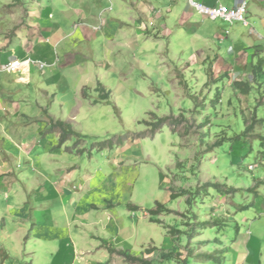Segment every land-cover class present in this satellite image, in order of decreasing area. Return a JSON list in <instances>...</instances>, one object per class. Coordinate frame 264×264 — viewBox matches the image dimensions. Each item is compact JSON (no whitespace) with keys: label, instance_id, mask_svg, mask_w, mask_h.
I'll use <instances>...</instances> for the list:
<instances>
[{"label":"rangeland","instance_id":"rangeland-1","mask_svg":"<svg viewBox=\"0 0 264 264\" xmlns=\"http://www.w3.org/2000/svg\"><path fill=\"white\" fill-rule=\"evenodd\" d=\"M109 1L112 6L107 0L100 5L102 11L112 9L109 20L117 9L124 18L126 5ZM32 3L0 0V65L30 59L36 38L45 42L46 37L28 26ZM35 3L57 12L82 4L92 7L95 0ZM223 3L230 5L228 0ZM193 15L191 23L196 28L211 23L197 13ZM55 17L56 21L61 19L57 13ZM246 20L248 27L218 21L216 25L230 32L222 43L217 37L198 33L197 45L202 51L196 62L165 59L144 64V60L133 62L137 60L133 55H122L127 58H120L118 68L127 74L128 81L118 85L114 71L109 73L104 79L107 91L110 90L107 103L92 89L85 90L88 97L84 98L73 87L61 83L50 87L39 74H33L31 85L24 91L27 98L44 105L45 115L49 113L72 126L74 135L61 147L57 133L51 130L52 124L20 116L12 94L3 91L0 264H68L63 261L67 256L55 248L53 241L44 242L45 236L35 241L31 236L35 227L32 208H36V214L46 213L36 221L41 231L43 227L49 230V212L61 226L65 220L62 215L71 212L69 200L62 199V186L57 190L50 184L51 177L59 179L63 175L69 188L87 193V188L92 191L93 186L101 187L108 197L118 201L109 202L108 218L102 216L96 222L86 215V207L77 205L83 216L75 220L76 224L87 229L99 227L100 232L114 222L126 237L123 244L132 247L103 243L102 249L87 253L99 257L92 256L90 264H127L110 253L113 249L152 264H220L224 252L226 264H264V56L258 57V48H264V27L251 16L246 15ZM205 39L209 42L205 43ZM62 44L46 48L53 50L58 71L65 68L67 52L72 53L70 44ZM84 45L76 50L75 60L85 51ZM216 55L221 62L214 66ZM249 56L256 59L251 62ZM146 64L149 70H145ZM34 66L46 69L43 62ZM79 67L75 62L68 68L75 73ZM87 69L97 70L90 65ZM3 78L11 77L0 74ZM240 86H247V92H242ZM47 88L55 94L49 102L40 91ZM33 103L34 107L22 102L20 106H27L20 108L27 115L39 117L42 111L36 101ZM152 114L172 118L153 136L149 135L151 125H147L155 124ZM128 183L132 184V193ZM95 195L104 198L98 191ZM79 198L83 203V198ZM259 198L261 202L256 205ZM158 204L172 212L149 214ZM105 233L110 235L112 231ZM250 234L261 242L260 249L250 242ZM237 239L238 247L229 248ZM152 248L155 251L147 254L146 250Z\"/></svg>","mask_w":264,"mask_h":264},{"label":"crops","instance_id":"crops-1","mask_svg":"<svg viewBox=\"0 0 264 264\" xmlns=\"http://www.w3.org/2000/svg\"><path fill=\"white\" fill-rule=\"evenodd\" d=\"M35 1L36 0H32L33 3L30 5L28 26L36 29V32L40 34L39 36H44L46 39L45 42H41L39 37L36 38L34 45L29 52L30 54L28 58L43 62L46 66V69L44 70L45 72L40 69L38 70L36 66L32 65L28 71L29 74L24 77L25 80H20L18 76L7 73L2 69L6 63L5 62L0 65V74H5L11 78L0 79V96L3 95V91H8L12 94V99L14 97V108L15 110L18 109V112L22 114L20 116L34 120H46L49 124L57 121H66L55 119L56 117L50 115L49 113L45 115L43 111L45 110L44 105H40L37 99L34 100L27 98L24 91L27 85H31V78L33 77V74H39V77L45 79L46 85H49L50 87H54V84L56 83H61L67 88L73 87L75 90L80 92L81 96L83 89L88 88L92 89V92H95L94 89L99 84L103 87L104 91L108 93L110 90L107 91L109 87L104 82V79L112 71H114L117 77L116 82L118 85L122 82L128 81L127 74L119 71L120 69L118 68L120 58H127L122 55H133V58L137 59L133 62L140 63L141 60H144V64L149 61H162L165 59L172 61H185L186 59V62H196V57L200 55L198 52L202 51L197 45L198 33L203 32L207 36L217 37L216 39H218L220 43L226 41L230 34L229 30H226V28L224 29V27L216 25V23L221 20L210 21L211 23L208 27H202V24H199L196 28L193 23H191V19L194 17L193 14L195 12L189 8L188 0H183L182 4H180V0H128L127 3H125V0H117V3L122 1L126 5L124 10L126 16L123 18L121 14L118 13L119 9L117 8L120 7L118 6L116 8L117 13L115 17L110 20L108 15L112 12V9L102 11L100 7L101 4H105L106 0H95V5L92 7L82 4L81 6L68 7L64 11L60 9L57 12H51L49 7L40 8L38 5L35 6L37 4ZM198 1L209 6L216 4L227 6L225 5L226 3H223L226 0ZM242 1L244 0H228V3H230L229 8L239 5ZM107 2H110L111 6L113 5L111 1L107 0ZM247 11L248 16H251L255 21L259 20L264 27V0H252V2H250V10L247 8ZM55 13L61 15V19L59 21H56ZM203 21H207L206 18H203ZM228 25L232 26L233 24ZM241 25L244 26L242 23ZM244 27H248V25ZM203 41L208 43L209 39H205ZM63 42H67L71 45L72 53L68 54L69 51L67 52L65 56L67 59L65 68H61L58 71L55 68L56 60L53 57V50H46V48H52L56 45L59 47L60 45H64L62 44ZM81 44H85V51L82 55H79L77 60H75L76 50ZM254 48L257 47L255 46ZM263 49L264 48L261 47L258 48V50L261 51L260 55H257L260 59H263L264 56ZM216 56L217 59L214 66H216L218 62H221V58L218 55ZM249 59L252 62L256 58L249 56ZM19 61L24 60L19 59ZM75 62L79 64L80 67L78 71L74 70V73L72 72L73 69L68 67ZM87 65L95 66L97 70L89 71L87 69ZM144 67H146L145 70H149L148 64ZM138 70L139 68L137 67V71ZM128 78L130 79L129 75ZM16 79L17 82L21 81V83H16ZM70 83L71 85H69ZM40 91L43 93V97L46 98L48 102L50 98L53 100L55 97V94L52 95L53 91L48 88L46 91ZM32 101H36L37 108L42 111L39 117L27 115L21 109L27 105L34 107V103ZM22 102L27 103V105L20 106V103ZM15 110L14 112H16ZM15 115L17 114L15 113ZM43 124L47 125V123ZM61 153L64 154V152ZM64 176L65 175L59 179L51 177L50 184L52 188L57 190H60V186H62V199L65 201L69 200V203L72 205V210L67 213V216H65V214L62 215V217L65 218L62 226L57 222V217L51 215L49 212L46 217V219L50 221L49 230L43 227L45 231L42 230V232L40 224L36 221L37 218H44L46 213L44 215L41 213L36 214V208H32V223H35V227L31 231L32 240L34 238L36 241L40 237L42 239L44 238L43 236H45L44 242L47 243L53 241L55 248H59L63 255L67 256V258L63 257V261H66L68 264H90L88 262L90 261L89 259L96 256L95 254L87 255V253L96 252L97 250L102 249L101 247L103 243H113V246H119L120 248L126 247L127 245L123 244L126 237H124L121 229L115 225L114 222H109L110 224H107L104 227L105 232L112 231L110 235H106L107 233L104 231L99 232V227L87 229L83 226V224L78 225L75 222L76 219H81L83 216V212L81 210L79 211L77 205L86 207V215L91 217V221L96 222L100 221L102 216H107V207L109 202L118 203V201L108 197L106 195L107 192L101 191V187L96 188L93 186L92 191L87 188V193L71 187L69 188L66 184L69 186L70 184L64 183L63 181ZM107 184L110 187H114L116 191L119 190L117 186L111 183ZM84 186L85 184L82 183L81 187L84 188ZM127 188H130V192L132 193L133 187L131 183L127 184ZM97 191L100 192L104 198L101 199L96 197L95 194ZM79 197L83 198V203L80 202ZM260 202L261 198L256 201V205ZM96 215H98V217H96ZM66 217H68V222L66 221ZM46 237L50 238V240ZM32 240L30 241L31 244ZM250 240V242L255 245L257 250L261 248V242L253 237L252 234H250ZM237 241L238 239L231 243L229 248H237L239 245ZM84 242H89V244L87 245ZM127 247L128 249L132 248L131 246ZM223 247L224 244L221 243L219 248L222 249ZM31 248H34V246H31ZM81 254L85 255L83 256ZM224 255L225 252L222 256L220 264H226L227 262ZM102 258H104V256H102Z\"/></svg>","mask_w":264,"mask_h":264},{"label":"built area","instance_id":"built-area-1","mask_svg":"<svg viewBox=\"0 0 264 264\" xmlns=\"http://www.w3.org/2000/svg\"><path fill=\"white\" fill-rule=\"evenodd\" d=\"M188 6L195 13L208 20L215 21L221 20L228 24H234L236 22L242 23L247 26L246 15H248V1L244 0L239 5L229 8L223 5L209 6L201 2H195V0H188ZM40 62L27 59L25 61H10L3 66V70L7 73L19 76L20 80L26 77L29 73L32 65H38ZM27 64V70L24 65ZM43 66V65H41Z\"/></svg>","mask_w":264,"mask_h":264},{"label":"trees","instance_id":"trees-1","mask_svg":"<svg viewBox=\"0 0 264 264\" xmlns=\"http://www.w3.org/2000/svg\"><path fill=\"white\" fill-rule=\"evenodd\" d=\"M241 88H243L242 92H244V93H246L248 90L247 86H242ZM85 90L90 91V89L85 88L82 90V96L84 98H87L88 96L85 93ZM94 91L98 94V97L101 101L106 102L109 100V93L110 92L106 93L100 84L94 89ZM152 116L155 118V124L153 126H152V124H147L149 126L151 125V130L149 132V135H151V136H153L157 131H160L164 126L168 125V123L172 119L171 117L159 118L154 114H152ZM52 129L58 133L60 147L68 140V138L71 135H74V132L72 131V126L70 124H68L67 122L65 123L62 121H57L55 123H52L51 130ZM148 212L152 216H158L162 213H171L172 211L167 210V209H165V207L163 205L158 204V205H156V208L154 210L148 211ZM153 251H155L154 248L146 250L147 254H151ZM110 253L118 255L127 264H152L151 262L145 260L144 258H139L137 256L130 254L129 252L117 251V250L113 249V250H110ZM206 258L210 259L209 256H206Z\"/></svg>","mask_w":264,"mask_h":264},{"label":"bare ground","instance_id":"bare-ground-1","mask_svg":"<svg viewBox=\"0 0 264 264\" xmlns=\"http://www.w3.org/2000/svg\"><path fill=\"white\" fill-rule=\"evenodd\" d=\"M224 6V5H223ZM211 21V20H210ZM241 24V23H240ZM228 33V32H227ZM24 68H27V64L24 65Z\"/></svg>","mask_w":264,"mask_h":264},{"label":"clouds","instance_id":"clouds-1","mask_svg":"<svg viewBox=\"0 0 264 264\" xmlns=\"http://www.w3.org/2000/svg\"><path fill=\"white\" fill-rule=\"evenodd\" d=\"M15 61H19V60H15Z\"/></svg>","mask_w":264,"mask_h":264}]
</instances>
